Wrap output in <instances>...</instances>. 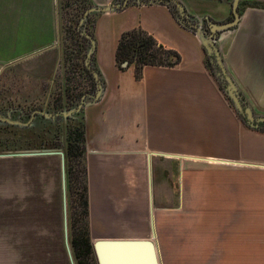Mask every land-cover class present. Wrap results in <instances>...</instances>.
<instances>
[{
  "label": "crops",
  "instance_id": "obj_1",
  "mask_svg": "<svg viewBox=\"0 0 264 264\" xmlns=\"http://www.w3.org/2000/svg\"><path fill=\"white\" fill-rule=\"evenodd\" d=\"M93 1L107 5L115 0ZM180 1L188 14L207 24L233 16V0ZM244 7L240 24L220 32L218 44L244 98L256 115L264 116V8ZM37 8L42 11L43 5L30 9ZM249 10L255 11L253 38L238 34ZM49 12L47 39L32 52L49 49L59 33L54 3ZM252 20L250 16L247 22ZM138 27L178 51L181 61L147 65L140 79L134 64L120 69V36ZM92 30L96 65L105 81L103 96L87 99L83 110L92 238L151 236L159 188L170 180L184 208H202L200 218L222 226L215 234L252 244L246 252L255 260L245 264H258L257 257L264 256V125L249 126L234 109L206 64L200 40L169 6L132 2L123 10L97 15ZM251 58L257 60L255 70Z\"/></svg>",
  "mask_w": 264,
  "mask_h": 264
},
{
  "label": "rangeland",
  "instance_id": "obj_2",
  "mask_svg": "<svg viewBox=\"0 0 264 264\" xmlns=\"http://www.w3.org/2000/svg\"><path fill=\"white\" fill-rule=\"evenodd\" d=\"M71 1L76 2L69 0L70 5L62 11V16L59 0H0V116L5 119V126L0 125V154L35 149L29 142L23 143V146L28 144V148L19 143L23 142L24 132L31 130V122L37 138L42 132L41 138L46 140L44 147L37 149L54 148L65 153L67 131L71 126L68 120L72 116L69 112L80 104L85 91L90 89V82L71 63L68 67L65 65L61 26L56 37H52L49 49L32 51L47 39L51 4L58 8L62 24V17L66 23V20L72 21L68 19L70 16L77 14L78 5H71ZM39 5H43L42 11L30 9ZM250 16L253 20L247 22ZM243 18L238 34L253 38L255 11H245ZM77 19L78 15L73 22ZM80 28L84 34L82 25ZM78 47L73 43L69 48L73 60L80 57ZM35 53L38 54L29 57ZM250 61L255 70L257 60L251 58ZM72 101L76 104L73 108ZM47 104L55 108L49 115L57 119L55 126L48 122L51 128L44 125L47 121L43 119H32L35 112L42 111ZM11 120L23 125L10 126ZM72 165L74 172L80 174V158ZM77 187L79 191L80 186ZM157 198L154 240L161 264H245L255 260L253 254L248 253L247 257L246 252L252 244L235 242L237 238L231 240V234H215L222 226L218 223L214 226V219L209 217L200 218L203 211L198 209L202 208L196 207L194 212H190L187 205L184 208L170 180L159 188ZM67 203L69 206L68 180ZM77 210L79 213L80 208ZM220 239L223 241L219 242ZM257 259L258 264H264V256ZM0 264H72L64 229L60 154L0 157Z\"/></svg>",
  "mask_w": 264,
  "mask_h": 264
},
{
  "label": "trees",
  "instance_id": "obj_3",
  "mask_svg": "<svg viewBox=\"0 0 264 264\" xmlns=\"http://www.w3.org/2000/svg\"><path fill=\"white\" fill-rule=\"evenodd\" d=\"M75 1V3H72L71 1V5H78V7H76V16L78 15L77 21L73 22L76 16H70L71 18L68 19L72 21L69 22V20H66L65 23L64 17H62L63 21L61 27L63 35V58L67 67L71 63L75 69L79 70L89 80L90 89L85 91V94H89L95 92L96 81L91 70L88 69V67L85 65V56L90 46V41L85 36V34L82 33V30L80 28V20L83 17L85 11L89 7L93 6L95 2L93 0ZM59 4L61 15L63 16L64 14H62V11H64L65 8L69 7L70 2L69 0H59ZM250 5L251 4H249V6ZM170 8L174 16H176V18L178 19L176 8L174 6H171ZM244 9V6L239 8L240 13H243ZM94 16L96 17L97 15H92L88 23L86 24L87 31H89L92 35ZM75 23H77V27L75 26ZM73 43L76 44V46H79L77 49L80 53V57L78 60H73L71 58V53H69V48H72ZM181 58L182 57L178 51L165 47L163 44L159 43L152 34L141 27L123 32L120 36L116 51L117 66L120 69H125L126 67L123 66L124 62H128L129 65L134 64L137 79L142 78L144 67L147 65L174 66L181 61ZM206 60V64L208 65L212 74H214L213 66L210 63L208 56ZM92 63V65L99 71L96 65L95 55L93 56ZM71 104V108L76 106L75 102L73 101ZM29 127L33 132H31V130L25 131L23 142L19 143H21L23 146V143L29 142L31 143V148H43L46 140L44 137L41 138L42 132H39L40 138H37V132L32 128V122L31 124H29ZM86 140L87 136L85 116L84 111L80 110L79 112L72 115L71 126L67 131L65 148L69 197V242L76 264H98L90 228ZM17 141L18 139L16 138V142ZM27 146L28 144L24 145L23 147L28 148ZM76 158H80V164H82L80 174L79 172H74V167L72 165L73 161L76 160ZM78 185L80 186L79 191L77 190ZM78 207L80 208L79 213L77 212Z\"/></svg>",
  "mask_w": 264,
  "mask_h": 264
},
{
  "label": "water",
  "instance_id": "obj_4",
  "mask_svg": "<svg viewBox=\"0 0 264 264\" xmlns=\"http://www.w3.org/2000/svg\"><path fill=\"white\" fill-rule=\"evenodd\" d=\"M132 2L138 4L147 3H162L169 7L174 6L177 10L179 22L194 32L204 47L206 54L213 66L214 74L220 84L224 87L227 97L232 102L234 109L242 117V119L251 127L257 128L260 123L264 122V116H258L254 112L253 107L246 101L242 92L240 91L236 81L230 74L225 64L222 50L218 41L222 37H218V33L233 30L240 24L242 14L240 13L239 6L241 0H233L232 12L233 19L227 22H214L210 20L207 24L210 32L207 31L206 23L201 17H194L188 14L184 4L180 0H115L107 5H100L95 3L89 7L80 20V25L84 28V34L90 41V46L86 52L85 65L91 70L96 81V90L90 94V99L94 101L99 100L105 90V81L100 73L92 64L93 56L96 50V40L94 35L87 31L86 24L92 15H100L107 12L120 11L128 7ZM188 19V24L184 19ZM221 34V35H222ZM48 49V48H47ZM42 52V51H41ZM40 52V53H41ZM38 53L31 54L29 57ZM128 62H124L123 66L127 67ZM94 67V68H93ZM87 95L82 98L80 104L71 109L69 113L72 115L84 110L87 104ZM12 121V120H11ZM13 123L15 121H12ZM17 124L23 125L20 121ZM62 157V180H63V193H64V229L66 245L68 254L72 264H75L72 250L69 244V229H68V203H67V173H66V156L62 150L58 149H34L25 150L19 153L0 154V157L8 156H38V155H57ZM153 214V206H152ZM156 236V227L154 216L152 215V235L145 238H98L94 241V251L98 264H161L157 244L154 240Z\"/></svg>",
  "mask_w": 264,
  "mask_h": 264
},
{
  "label": "flooded vegetation",
  "instance_id": "obj_5",
  "mask_svg": "<svg viewBox=\"0 0 264 264\" xmlns=\"http://www.w3.org/2000/svg\"><path fill=\"white\" fill-rule=\"evenodd\" d=\"M251 2V3H250ZM249 4H251L250 6H253V7H258V8H264V0H254V1H250V0H248V1H246V2H242L241 4H240V6H239V8H241L242 6H244V5H249ZM177 17H178V15H177ZM233 19V16H232V18H231V20ZM185 20V22H187V24H188V19L186 18V19H184ZM179 21V20H178ZM206 23V28H207V31L208 32H210V28H209V26L207 25V22H205ZM219 34V33H218ZM218 36V35H217ZM90 94H92V93H89V94H85V95H87V99H89L90 97H89V95ZM46 104V103H45ZM54 111H55V108L53 107V106H51V105H49V104H47V105H45L44 107H43V109H42V111H36L35 112V115L32 117V119L34 118V117H38L40 120L41 119H43V120H45V121H47L44 125L46 126L47 125V127H49V128H51L52 127V125H50L49 123H53V126H55V123L57 122V121H55V120H57V119H55L54 117H52V116H50L49 114H52V113H54ZM48 114V115H47ZM70 119L68 120V121H70V123L72 122V116L71 117H69ZM5 119H3L1 116H0V125H2V124H4V126H5ZM49 122V123H48ZM16 122H14V124H15ZM12 124H13V122L10 124L9 123V125L10 126H12ZM13 124V125H14ZM17 124V123H16ZM16 124L14 125V126H16ZM18 125V124H17ZM43 125V126H44ZM260 125L261 126H263L264 125V122H262V123H260ZM3 126V125H2ZM42 129H44L43 127H42Z\"/></svg>",
  "mask_w": 264,
  "mask_h": 264
},
{
  "label": "bare ground",
  "instance_id": "obj_6",
  "mask_svg": "<svg viewBox=\"0 0 264 264\" xmlns=\"http://www.w3.org/2000/svg\"><path fill=\"white\" fill-rule=\"evenodd\" d=\"M157 249H158V246H157ZM158 253H159V250H158ZM159 258H160V256H159ZM160 263H161V260H160Z\"/></svg>",
  "mask_w": 264,
  "mask_h": 264
}]
</instances>
